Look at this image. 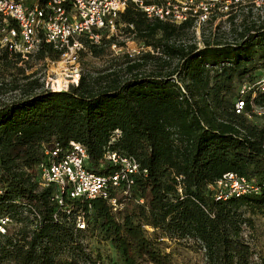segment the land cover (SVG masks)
Masks as SVG:
<instances>
[{
  "label": "trees",
  "instance_id": "16d2710c",
  "mask_svg": "<svg viewBox=\"0 0 264 264\" xmlns=\"http://www.w3.org/2000/svg\"><path fill=\"white\" fill-rule=\"evenodd\" d=\"M117 25L120 33L97 43L80 38L83 68L66 90L45 88L32 71L60 58L51 44L28 58L0 49V216L15 223L1 236L0 264H98L91 237L109 241L121 264H175L164 239H193L205 264H264L251 239L255 217L264 216V89L243 91L262 77L264 21L233 38L210 29L202 46L191 40L192 22L150 18L133 2ZM127 38L147 49L114 54L112 45ZM72 141L86 147L96 173L116 170L105 157L112 150L134 156L147 174L136 175L128 194L124 185L110 189L116 210L107 198L67 193L59 204L57 186H40L38 165L49 160L46 150ZM228 171L259 190L216 199L210 185ZM81 214L85 228L77 226Z\"/></svg>",
  "mask_w": 264,
  "mask_h": 264
},
{
  "label": "built area",
  "instance_id": "2783aa9c",
  "mask_svg": "<svg viewBox=\"0 0 264 264\" xmlns=\"http://www.w3.org/2000/svg\"><path fill=\"white\" fill-rule=\"evenodd\" d=\"M129 2L138 5L150 18L174 24L192 22V30L198 37L210 29L213 34L217 27L225 29L240 7H264V0H0V49L7 48L28 58L43 42L51 44L61 52L56 62L69 64L66 69L70 73L64 78L65 89L50 75L45 79V86L50 90H66L70 83L77 84L80 78V50L84 47L80 38L97 43L104 30L113 33L120 13ZM254 87V95L257 89H264V76L256 84L244 85L243 91ZM244 106V101H237L236 111H242ZM46 154L50 155L49 160L44 159L38 165L39 184L41 187L57 186L53 199L59 204L64 203L63 194L67 193L71 198L86 200L107 198L116 210L119 205L117 199L110 196V189L124 185V193L128 194L136 175L148 171L141 168L134 156L108 150L105 157L117 165L116 170L108 175L96 173L88 169L87 149L77 141H72L65 150L57 145L55 149L46 150ZM210 188L216 190V199H225L256 192L259 185L255 180L228 171ZM39 220L37 214L35 223ZM14 224L10 216H0V236ZM77 226L86 227L82 214L77 217Z\"/></svg>",
  "mask_w": 264,
  "mask_h": 264
},
{
  "label": "rangeland",
  "instance_id": "374dc122",
  "mask_svg": "<svg viewBox=\"0 0 264 264\" xmlns=\"http://www.w3.org/2000/svg\"><path fill=\"white\" fill-rule=\"evenodd\" d=\"M235 18L236 21L235 20L232 21L230 24L226 25L227 27L225 29L222 30L228 34L229 38L236 37L240 33L241 29L244 27L243 26L244 24L251 25L254 21H257V23L264 21V7L260 9H255L254 7L251 6L249 9L240 7ZM231 27H233V29H230ZM118 29L119 28L117 26L116 30L113 33H120ZM192 32L193 33L191 40L193 42H196L199 46H202L203 36L198 37L194 31ZM105 33L111 34L112 32L108 30H104L102 34ZM120 39L122 40L126 39V36L123 34L120 36ZM112 49L114 50V54L123 53L125 51L137 53L140 50L147 49V47H144L141 41L132 38H127L125 46L119 47L116 45V47L112 46ZM86 59L96 67L103 65L105 61L104 59L94 58L90 55L86 56ZM56 61L57 60H51L47 58L46 60L37 62L32 67V71L38 69L37 71H39V74L41 75L42 77L41 79L44 82V84H45V79L50 75V77H52L53 79H58V82L59 83L61 82L63 89H65L66 86L64 85H66L67 82L64 78L67 77L68 73H70V70H67L66 67L70 65L57 63ZM82 68L83 66L80 60V75ZM258 73H260L262 77L264 76V70H259ZM256 121H259V119H256ZM146 229L148 230L149 234L152 233L153 231V228L150 226H147ZM251 236H252L251 239L253 241V245L255 247V251L257 252L255 259L257 260H260L261 258L263 259L264 216L255 217V228L251 230ZM164 240H165L164 242L165 251L172 253V257L175 264H205L204 251L203 249L200 248L199 244H197L193 239H181L177 241H172L171 239H164ZM1 242H2V237L0 236V243ZM87 242L89 243L90 248H92L94 251L96 250L101 251L102 257H100L99 260L103 264H121L109 241L99 240L96 237H91V238H87ZM143 264H153V263L145 261Z\"/></svg>",
  "mask_w": 264,
  "mask_h": 264
}]
</instances>
